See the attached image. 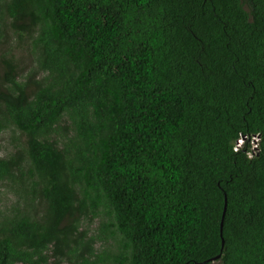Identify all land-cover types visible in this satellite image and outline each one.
<instances>
[{
  "label": "trees",
  "instance_id": "obj_1",
  "mask_svg": "<svg viewBox=\"0 0 264 264\" xmlns=\"http://www.w3.org/2000/svg\"><path fill=\"white\" fill-rule=\"evenodd\" d=\"M4 133L0 264H264V0H0Z\"/></svg>",
  "mask_w": 264,
  "mask_h": 264
},
{
  "label": "rangeland",
  "instance_id": "obj_2",
  "mask_svg": "<svg viewBox=\"0 0 264 264\" xmlns=\"http://www.w3.org/2000/svg\"><path fill=\"white\" fill-rule=\"evenodd\" d=\"M26 59V58H25ZM8 139H9V133H4L3 135H2V137H0V141L2 142V141H4V143H6V146H7V141H8ZM96 221V220H95ZM93 228H95V226H94V224H93ZM106 245H107V247H109V249L112 251V252H114V246H113V239L112 238H110V239H108V241L106 242ZM51 263V262H50ZM110 264H115V263H110Z\"/></svg>",
  "mask_w": 264,
  "mask_h": 264
},
{
  "label": "clouds",
  "instance_id": "obj_3",
  "mask_svg": "<svg viewBox=\"0 0 264 264\" xmlns=\"http://www.w3.org/2000/svg\"><path fill=\"white\" fill-rule=\"evenodd\" d=\"M251 140H252V148L254 149V148H255V145H256V143H257L258 137H252ZM242 144H243V143H242L241 140L238 141L237 144H236V148H235V150L237 151V150H238V147L241 146ZM250 153H252V152H248V155H249Z\"/></svg>",
  "mask_w": 264,
  "mask_h": 264
},
{
  "label": "water",
  "instance_id": "obj_4",
  "mask_svg": "<svg viewBox=\"0 0 264 264\" xmlns=\"http://www.w3.org/2000/svg\"><path fill=\"white\" fill-rule=\"evenodd\" d=\"M225 210H226V206L224 207V211H223V218H224V215H225ZM223 218H222V221H221V226L223 225Z\"/></svg>",
  "mask_w": 264,
  "mask_h": 264
}]
</instances>
